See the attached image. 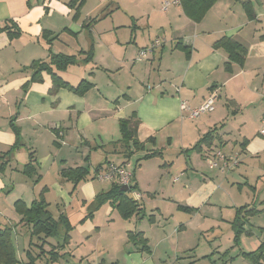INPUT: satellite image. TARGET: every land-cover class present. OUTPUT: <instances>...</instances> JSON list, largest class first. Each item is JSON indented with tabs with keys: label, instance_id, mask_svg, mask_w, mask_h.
I'll return each mask as SVG.
<instances>
[{
	"label": "crops",
	"instance_id": "1",
	"mask_svg": "<svg viewBox=\"0 0 264 264\" xmlns=\"http://www.w3.org/2000/svg\"><path fill=\"white\" fill-rule=\"evenodd\" d=\"M173 1L118 0L116 8L126 12L131 20H112L95 29L97 18L90 15L101 7L103 0L88 9L83 20L80 17L87 0L78 11L79 18L72 16L73 10L62 0L59 6L45 11L40 6V20L31 22V32L21 31L19 36L9 38L0 30V60L13 54L11 59L16 63L11 71L0 70V155L15 143L14 129L19 132L20 142L17 150L10 152L5 169L0 171V196L2 202H7L4 209L10 211V214L2 211L3 204H0V217L9 214L3 222L0 218V225L13 227L18 258L32 240H26L29 226L20 222L13 203L22 200L29 205L42 195L46 202L60 201L57 209L64 213L68 194L65 189L72 188L73 184L61 171L84 167L93 174L99 165L101 169L107 165L106 160L123 164L132 172L131 184L139 194L146 215H154L153 222L141 221L146 215L139 220H124L129 222L126 231H141L149 246L148 253H127L126 261L167 264L172 253L173 264H188L190 250L199 246L198 243L194 246L195 240H191L188 229L195 219L198 235L204 231L200 226L207 222L205 219L214 225L221 221L220 232L210 230L215 232L214 240L209 242L215 252L224 243L233 241L230 222L234 209L243 205L236 204L237 199L246 187L255 188L245 178L247 168L256 172L255 177H260V191L264 187V135L259 133L264 113V0H216L199 21L184 14L180 4ZM242 1L250 2L253 10L250 17ZM165 2L169 4L164 8ZM0 6L6 8L7 4ZM159 6L161 16L155 13ZM31 8L25 12L29 14ZM55 14L59 19L56 24H50ZM90 18L96 23L84 26ZM101 18L106 17L101 15ZM14 22L21 28L17 20ZM42 30L52 33L48 37L50 44L41 38ZM55 32L58 34L53 35ZM222 37H229L245 48L241 63L231 61L229 67L226 65L227 52L216 44ZM155 41L158 45L144 58L137 59L139 51ZM89 50L90 60L86 54ZM50 51L75 56L74 63L55 70L59 77L73 87L85 79L92 87L81 94L66 87L53 90L46 72H42L41 81L29 83L30 71L25 67L34 60L47 59ZM150 80L155 82L154 87L149 84ZM212 93L220 105L209 113L191 119L181 107L182 103L195 107ZM130 116L139 120L137 138L144 142V149L131 148L132 154L125 158L123 146L117 142L121 138L119 120ZM251 122L253 127H249ZM210 131L214 136L211 147L204 146L201 152L193 150L200 137ZM151 137L154 142L148 140ZM66 145L80 152H71V147L66 152ZM155 149L161 154L144 158L148 151ZM219 150L228 157H236L241 168L238 165L226 171L210 167L209 159H214V152ZM67 153L71 154L72 161ZM108 154L119 157L120 162ZM28 162L33 170L30 175L23 173ZM95 182L92 179L79 182L69 193L74 196L77 192V197L88 201L112 184L109 181V187H99ZM83 209L78 208L76 218L75 215L68 217L81 235L78 237L84 236L75 244L77 250L88 244L87 254L75 261L104 264L105 258H100L95 249L104 250L97 243L102 228L96 225L93 211L91 218L81 221L88 212ZM106 211L103 215L116 220L111 207ZM182 211L184 214L178 217L182 221L175 226L176 222L171 220L176 212ZM188 214L193 217L188 218ZM137 224L139 227L135 228ZM251 227H246L250 234H243L238 240L240 251H253L262 242L258 231ZM93 239L96 244L91 243ZM231 246L234 247L233 244L228 247ZM66 248L71 257L70 242ZM20 255L19 260L24 262L23 253ZM116 261L112 264H117Z\"/></svg>",
	"mask_w": 264,
	"mask_h": 264
},
{
	"label": "trees",
	"instance_id": "2",
	"mask_svg": "<svg viewBox=\"0 0 264 264\" xmlns=\"http://www.w3.org/2000/svg\"><path fill=\"white\" fill-rule=\"evenodd\" d=\"M85 0H71L68 4L70 7L75 8L76 13L78 9L84 3ZM179 4L188 17L195 21H199L204 13L213 5L216 0H178ZM242 4L246 10L247 15L250 17L253 15V10L249 1H242ZM76 17V16H75ZM94 18L88 20V25L94 22ZM7 24L1 28L5 30L8 37L14 38L21 34V30L15 22H6ZM11 23V24H10ZM51 32L42 30L41 37L50 44L51 40L48 37L51 36ZM217 45L222 46L227 52L228 61L226 65L231 61L241 63L244 59L245 48L238 42L229 37H222L216 42ZM88 59H91V50L86 52ZM87 59V60H88ZM75 62V56H70L62 53L49 52L47 59L32 61L25 70L30 71V82H39L42 80V72H46L50 75L52 82V89L55 90L59 87H66L77 94L84 93L92 84L82 79L75 87L70 86L61 77L58 76L55 70L65 69L66 66ZM229 67V66H228ZM139 120L130 116L129 118H123L119 120V128L121 138L117 142H121L123 146L122 155L128 158L132 154V149H144V142L139 141L137 138V128ZM15 131V143L7 150L3 155H0V171H3L8 163V157L10 152L20 145L19 132ZM212 131L206 132L200 137V139L193 145L192 149L197 152H201L202 148H210L213 139ZM150 142H154V138L148 139ZM161 151L158 149L148 151L144 158L160 155ZM32 158V153H30ZM109 161L106 160V164ZM102 165H99L93 174L84 167L68 168L61 171V175L73 184L72 189L77 187V184L82 181L95 178V174L101 169ZM33 170L30 162L26 163L23 167V173L32 174ZM131 191H135V186L130 185V190H120V185L116 182H112L110 188L106 191L100 192L95 199L91 207L88 208L87 215L81 220L92 217V211L101 199L110 200V205L116 208L117 212L124 220L134 221L143 218L146 215L143 204L139 200H135L131 197ZM48 203L45 198L40 195L37 199H34L29 205L22 200H16L13 203V209L17 215L20 216V222H24L29 226L30 239L36 237L39 242L30 241L27 249L24 250L25 261L21 262L17 256L16 246L13 240L14 229L7 224L0 225V264H53L60 259H65L69 256L66 246L69 242L70 235L68 231L73 228L68 217L60 211L55 218L51 211L48 209ZM264 211V206L260 209L256 207H250L249 204H243L234 209V217L230 222V227L234 232L233 246L237 245V242L241 235L250 234L249 217L257 212ZM147 219L151 222L154 221V215H146ZM63 223L66 227L62 242L52 244L48 242L49 237L57 236V225ZM33 242V243H32ZM126 252H149L148 240L144 237L141 231L128 230L126 241ZM240 254L249 262V264H264V241L260 243L257 249L253 251H239Z\"/></svg>",
	"mask_w": 264,
	"mask_h": 264
},
{
	"label": "rangeland",
	"instance_id": "3",
	"mask_svg": "<svg viewBox=\"0 0 264 264\" xmlns=\"http://www.w3.org/2000/svg\"><path fill=\"white\" fill-rule=\"evenodd\" d=\"M63 1L66 2V5L71 2V0H63ZM117 2H118V0H103L101 7L97 8L96 11H94L90 15L91 17L97 18V20H96L97 23H96V21L94 22V24L96 23L94 26L95 29H98V27H100V26H105L106 24L108 25V23L111 22L112 20H114L115 22H126V21L131 20V18L129 17L128 14H126V12H124L122 9L116 8ZM1 3H6L7 7L5 8V7L0 6V21L2 24V25H0V27L2 26L1 28H3L7 24L6 22H9V21L14 22V20H17L20 23V26L22 28V29L21 28H19V29L21 31H23L24 33H26V32H31V29H30L31 22L35 21L37 23V21L40 20L39 19L40 18L39 17L40 10L43 9V11H45L48 7L53 8V7L59 6V3H62V0H0V5H1ZM97 3H98V0H87V4L84 6V9L82 11V17H80L81 20L86 18L85 15L87 14V10L90 9L94 5H97ZM123 4H125V3H123ZM40 6L42 9L40 8ZM29 7H32V8L30 9L29 14H28L25 11H28ZM68 7H70V6H68ZM70 8L73 10L72 16H77L78 13H76L75 8H72V7H70ZM81 8H82V6L78 9L79 13L81 11ZM159 8H160V6L156 7L155 13L158 16L159 15L161 16L162 14H161ZM4 10H6V11H4ZM25 15H27V16H25ZM79 15H78V18H79ZM101 15L105 16L106 18L102 19ZM162 17L164 18V16H162ZM12 18L13 19L15 18V19L13 20ZM58 19H59L58 14H55L54 16H52L50 18L49 22H50V24H56ZM121 24H125V23H121ZM1 28H0V30H1ZM3 31L6 32L5 30H3ZM127 31H129V33H130L129 27L127 28ZM152 33H153V31H152ZM57 34H58V32H55L53 35H57ZM28 35L29 34H25V35H23V37H27ZM63 36L67 37V35H63ZM11 55H13V54H9L4 59V61L0 60V70L11 71V68L16 66V63L11 59ZM149 84L154 87L155 82L150 80ZM156 84L158 85V83H156ZM215 101H214V106H217L218 103L220 105V100H218V98H217V101L216 102ZM263 107H264V105H263ZM253 126H254V124L251 122L249 124V127H253ZM261 127H262V124H260V128ZM60 142L63 143V141H61V140H60ZM70 147H71V152H75V153L80 152L74 146H69V145L65 146V151L67 152L68 148H70ZM219 151L223 152L222 150H219ZM70 155H71L70 153H67V156H70ZM108 157L113 159L115 162H120V158L116 157L112 154H108ZM67 158L70 161H72V159H71L72 156L67 157ZM263 161H264V159H263ZM241 166L242 165H240V168H241ZM242 168H243L242 171H244L246 167L244 168V166H243ZM251 170L252 169L247 168L248 175L246 174L245 178H247L249 180V184L253 187L255 186V188L246 187V189H243L241 197L237 199L238 201L236 204L248 203L250 207H256V208L260 209L264 206V201L261 203V201L264 200V187H262V190L260 191L259 186L262 184V181L259 180L260 177H255L256 172H253ZM92 180L96 181L95 183H97L99 187H109L110 186L109 180H102L101 181V180H98L96 178H93ZM235 189H237V188H235ZM65 190L67 191L68 194L66 196L67 198L65 199L66 204H65V208H64V214L67 217H69V219L72 216H74L75 214L76 215L78 214V208L83 207L84 208L83 210H86V212H87L88 208L91 207L95 197L100 192L104 191V190L99 191V193H97L96 196L92 200L84 201L82 198L77 197V192H75L74 196H71V193H69V192L73 190L72 188H70V189L66 188ZM234 191H236V190H234ZM69 197H71V198H69ZM56 199H58V198H56ZM77 199L80 201L78 202ZM2 201H4L3 197L0 196V204L1 203L3 204L2 211L4 210L5 212L10 214V211L8 208L4 209V206L6 205L7 202L5 203ZM47 203L49 204L48 209L51 211L53 216L57 217L59 214L58 209H57V206H59V205H57V204L60 203V201H52V202L47 201ZM8 206H10V205L8 204ZM108 207H111L112 210L116 213L115 214L116 220H114V219L111 220L112 217H110L109 215H103V214H107L106 209ZM2 214H4V213L2 212ZM9 214H8V216H9ZM182 214H184L183 211H182V213L176 212L175 217L171 220L172 222H176L175 226H178V221L179 222L182 221V218H178ZM185 214H187V213H185ZM76 215H75V218H76ZM8 216H6L4 218L0 217V218H2L1 219L2 222H3V220L7 219ZM187 217L190 218L193 216H192V214H190V215L188 214ZM93 218H94V220H96L95 222H96V225L98 226V228L99 229L102 228V231H103L102 234H99L100 241L99 242L97 241V243L99 244V247H104V250L97 249V248H95V249L97 250V253H99L100 258L101 257L105 258L104 264H112V262H114L116 260H117L116 261L117 264H131L129 260L128 261L125 260V255L127 254L126 249H125L126 241H127L126 240L127 239V237H126V234H127L126 225L129 222L124 221V219L117 212L116 208H114L110 205V200H108V199H101L100 203L96 205V207L93 209ZM147 220L148 219L145 217L141 221H143L144 223H147ZM206 220H207V222L206 223L202 222V225L200 226V228L204 231L200 232L199 235H198V233L197 234L195 233L196 232L195 230H197V228H198V227H196L198 220L195 219L192 222H190L188 229H189V234H191V240H195L194 246H196L197 243L199 246H196L192 250H190L191 252H189V255H190L189 258L193 261L190 260V262L188 264H249V262L240 254V252H239L240 250L238 249V248H240V245L238 244V242H237V246L234 245V247H236V248H234L232 246L228 247V246L233 244V241H230V243H227V244L224 243L225 246L222 249H219V251H217L218 253L214 251L216 249L214 248L213 245H210L209 242L214 240L213 237H214L215 232L214 231L212 232L210 230L213 229V230H218V232H220L221 229L219 228V225L221 224V221L217 225H214L212 223V221L205 219V221ZM70 221L73 222L72 219ZM248 221H249L250 225L252 226L251 228L254 227L258 231L257 236H261V238L259 239V242L263 241L264 240V211L252 214L249 217ZM123 224H124V228L122 226ZM131 226L133 227V225H131ZM138 227H139V225L137 224L135 226V228H138ZM65 229H66L65 225L63 223H59L57 225V236L58 237H49L48 242H50L52 244H56L57 242H62L63 241L62 237H64V233L66 231ZM222 229H224V226L222 227ZM191 231H194V232H191ZM68 234L70 235V239H69L70 246L73 248V250L71 251L72 255H71V257L68 256L66 258L68 261L62 259L60 261L54 262L53 264H77L75 259H78L79 256L87 254L86 248L88 247V244H86V246L82 245L78 250H77V246L75 245L77 242L78 243L81 242L82 238L84 236H82V238H79L78 236L81 237V235H79L77 233V230L75 227L70 229L68 231ZM244 235H246V234H244ZM14 238H15V236H14ZM233 238H234V236H233ZM29 239H30V235H27L26 240L29 241ZM32 241L33 242H39V240L34 236L32 237ZM225 241H226V239H225ZM93 242H95V244H96L95 239H93V241L91 243H93ZM14 243H15V241H14ZM67 247H68V244H67ZM224 248H227V250H224ZM106 249H107V251H105ZM22 253H23V255H22L23 258L25 259L24 252L22 250H21V253L18 254L19 258H21L20 254H22ZM169 256H171V257L168 259L169 261L167 262V264H173L175 262V261H173L174 255L171 253ZM178 256H180V255H178ZM100 258H99V260H100ZM189 258H187V260H189Z\"/></svg>",
	"mask_w": 264,
	"mask_h": 264
},
{
	"label": "built area",
	"instance_id": "4",
	"mask_svg": "<svg viewBox=\"0 0 264 264\" xmlns=\"http://www.w3.org/2000/svg\"><path fill=\"white\" fill-rule=\"evenodd\" d=\"M173 3L179 4L178 0H174ZM169 4V2L164 3V8ZM158 45V41H155L150 46L139 51V55L137 59L144 58L148 52H150L155 46ZM215 94L212 93L208 95L202 103L195 107L186 106L182 103L183 110L187 111V115L191 119H195L200 115L210 112L213 110ZM264 103V97H263ZM262 127L259 131L261 135H264V113L261 119ZM214 159H209L210 167H220L221 169L232 170L235 169L239 165V161L236 157H228L221 151H216L213 154ZM219 163V164H218ZM95 178L98 180H109L111 182H116L117 184L126 185L130 190L132 172L129 171L125 165L116 164L113 162L108 163L103 169H100L96 174ZM131 196L135 200H139V194L136 191H131Z\"/></svg>",
	"mask_w": 264,
	"mask_h": 264
},
{
	"label": "water",
	"instance_id": "5",
	"mask_svg": "<svg viewBox=\"0 0 264 264\" xmlns=\"http://www.w3.org/2000/svg\"><path fill=\"white\" fill-rule=\"evenodd\" d=\"M120 190H122V191H127V190H128V186H126V185H121V186H120Z\"/></svg>",
	"mask_w": 264,
	"mask_h": 264
}]
</instances>
